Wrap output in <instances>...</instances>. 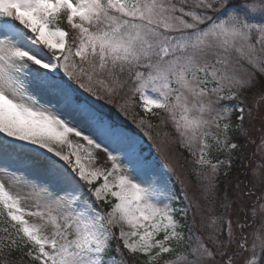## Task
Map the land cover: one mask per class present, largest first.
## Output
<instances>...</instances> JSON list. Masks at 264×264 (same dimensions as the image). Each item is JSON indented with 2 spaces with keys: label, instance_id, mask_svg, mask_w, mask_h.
Returning a JSON list of instances; mask_svg holds the SVG:
<instances>
[{
  "label": "snow or ice",
  "instance_id": "6c2138e0",
  "mask_svg": "<svg viewBox=\"0 0 264 264\" xmlns=\"http://www.w3.org/2000/svg\"><path fill=\"white\" fill-rule=\"evenodd\" d=\"M257 73L264 75V0H0V175L9 181L0 180V257L264 264V236L249 244L246 212L233 220L209 209L201 218L207 237L191 228L186 236L181 221L191 206H174L170 166L149 159L140 137L78 92L110 103L121 97L120 111L142 129L153 127L147 117L165 114L197 175L210 169L211 192L225 161L210 158L209 139L218 152L238 147L230 132L243 129L246 109L243 100L225 102L252 88ZM97 152L110 167L95 166ZM9 162L18 166L10 171ZM186 239L190 251L164 259Z\"/></svg>",
  "mask_w": 264,
  "mask_h": 264
},
{
  "label": "rangeland",
  "instance_id": "374dc122",
  "mask_svg": "<svg viewBox=\"0 0 264 264\" xmlns=\"http://www.w3.org/2000/svg\"><path fill=\"white\" fill-rule=\"evenodd\" d=\"M240 72L242 76L246 75L244 69H241ZM73 87L78 88V86L76 85H73ZM78 92L80 94L81 102L86 97L87 100L91 102V104L96 109H98L102 114H104L105 119L109 120L110 122H113L110 119L112 118L117 123L115 124L113 122L117 127L128 132L130 135L140 137L142 140V150L149 159L154 157L157 160L158 164H167L170 166L171 171L168 173V175L170 177L173 197L176 201L174 206H191L187 219L181 221L183 224L186 225L184 228L186 236L188 234V229L191 228L194 236L196 234H199L201 236H204L205 238L207 237L208 231L202 225L201 218L204 217L205 223L207 222L209 209H212L213 214L215 215L230 216L233 220H235L238 216L241 220H243L246 212L248 216V223L250 225L246 230V235L248 236L249 244L252 243L254 234L257 236H264V210H261L259 207L261 204H264V144L261 143V141L264 140V100H260L261 94L255 93L253 95L254 97L252 105H256V109H258L257 112L252 111L251 119L247 117L246 112L245 117L246 121L248 122H244L243 129H238L241 135V140L244 145L242 144V148L240 149L237 155L234 153V150L230 154L227 151H223V161H225V164L221 166L215 173L214 177L212 178V184L214 185V188L211 192H208L205 190V186L208 183L205 177L212 176L210 169H200V174L197 175L196 182L193 183L190 182V179L188 177L183 175V169L181 167L179 168L178 164L179 157L181 154L179 150L181 148L183 149L181 150H185V153H187L190 157L191 164H193V156L190 155L189 151L185 147H182L180 145L179 138L177 137L174 128L168 121V118L167 116H165V114L162 115L165 120H163L162 118L160 120L159 132L165 133V135L167 136V145L161 144L153 137V135L151 136V139H149V136L145 134V131H143L141 128H135V125H129L131 124L130 122L127 121L129 123L127 124L125 120L117 113V108L119 104H115L112 102L110 103L108 102L107 98L97 99L96 97H92L89 94L84 93L83 90L80 89H78ZM137 102L139 103V101ZM225 103L230 104V101H227ZM235 104L236 103L233 100L232 104L230 105ZM150 117L151 116L147 118ZM165 124H167L168 127L171 129V135L167 133L166 129L162 130V126ZM213 131H215V129H213ZM81 143H83V141H81ZM209 143L215 146L211 139H209ZM237 148H239V146ZM210 154L211 152L209 153V156ZM100 156L103 157L102 160L100 159ZM105 161L106 153L97 152V160L95 166L110 167V162L105 163ZM0 163L3 162L0 161ZM233 164L238 165L239 168L236 171L231 170L229 173H226L224 169L229 168L230 170ZM17 166L18 165L12 162H9L8 165L10 171L16 168ZM223 170L225 171L226 176L229 177H227L226 181L224 182L225 185L221 198L222 209L220 210L219 201L216 202V192L217 185L219 182L218 176L219 173H221ZM17 174L19 175L20 173ZM0 180H4L6 184L9 183L7 177L3 175H0ZM22 191L26 190L22 189ZM179 191L181 193H179ZM185 195L188 198L187 200L184 199ZM102 203L105 204L104 202ZM24 204L25 206H30L31 201H24ZM105 205L108 208L110 207L107 204ZM253 205L256 208L255 217H253L251 207ZM100 208L102 207L100 206ZM113 230L118 233L119 228H115ZM184 246H186V251H190V242L186 239L181 245V247L177 249V253L166 254L164 259H174L178 253L182 252V247ZM233 247H235V245H233ZM241 259H238L236 261V264H241Z\"/></svg>",
  "mask_w": 264,
  "mask_h": 264
},
{
  "label": "trees",
  "instance_id": "16d2710c",
  "mask_svg": "<svg viewBox=\"0 0 264 264\" xmlns=\"http://www.w3.org/2000/svg\"><path fill=\"white\" fill-rule=\"evenodd\" d=\"M62 26L66 27V25H62ZM245 67H247V66H245ZM242 69H244V68H242ZM247 71H251V69L249 68V69H247ZM255 93H259V94L264 93V75H260L258 73L255 76L254 86L252 88H250V89L242 91L240 96L238 97V99L234 100V102L236 104H238L240 102V100H243V105H244V107L246 109L245 113L247 112L249 107L252 108V111L257 112L258 109H256V105L254 103H253L254 105H252L253 97H254L253 95ZM121 102H122L121 97H116L115 99H113L112 103L120 104ZM230 104H232V101H230ZM134 112L136 114H138V115H143V113L141 112V108L140 107L135 108ZM117 113H118L119 116H121L125 120V122L127 124H129L128 122H130L131 124H129V125H132V126L135 125L136 126L135 128L140 129L137 126V124L133 122V119L130 118L131 115H132L131 112L129 113L128 116H126L122 111H120V108L118 107L117 108ZM162 115H163V113H161L160 115L151 116L150 118H148L151 121V123L153 124V127L151 129H142V128L141 129L143 131L149 133L151 136L153 135V137L157 141H159L161 144L167 145L168 144V141L166 140L167 136L165 135V133H160L159 132L160 120H161V118L163 120H165L162 117ZM237 115H238V113L233 111V113H232V121H233L234 125L237 123V121H236V116ZM108 116H110V115H108ZM110 119L112 121H114L112 118H110ZM244 122H248V121H246V118H245ZM165 129H166L167 133L169 135H171V129L168 127L167 124L162 126V130H165ZM230 137H231V142H234V143H236L239 146V148H236V150H234V153L237 155L238 152L240 151V149L242 148L243 142L241 140L240 132L235 126L233 127V129L230 132ZM181 149L179 150V152L181 153L180 157H179V164H178L179 168L181 167L183 169V172H182L183 175L188 177L190 179V182L194 183V182H196V179H197V173L194 170L195 166L193 164H191L190 157L188 156L187 153H185L186 151L185 150L182 151L183 149L182 150ZM223 153H224L223 151H219V152L216 151V146H213L211 154H210V158H212L213 162H215L217 160H223V155H224ZM231 160H232V157H231ZM238 168H239L238 165L233 164L231 166L230 170H229V168L228 169H224V170L226 171V173L227 172L229 173L231 170L232 171H236ZM224 170L222 172L220 171L221 173H219V176H218L219 182H218V185H217V192H216V194H217L216 202L219 201V209L220 210L222 209L221 198H222V193H223L224 185H225L224 182L226 181L227 177H229V176H226V173H225ZM179 193H181V192L179 191ZM99 205L104 210L106 209V206L103 203H99ZM114 243H116V242L114 241ZM186 245H187V243H186ZM185 247L186 246L182 247V252H187ZM5 258L8 261H14L15 264H20V253L19 252H13L10 255L5 253L3 257H0V260H3ZM130 259L132 260V264H141V262L145 259V257L137 255L136 257H131ZM25 264H27V262H25Z\"/></svg>",
  "mask_w": 264,
  "mask_h": 264
},
{
  "label": "bare ground",
  "instance_id": "6f19581e",
  "mask_svg": "<svg viewBox=\"0 0 264 264\" xmlns=\"http://www.w3.org/2000/svg\"><path fill=\"white\" fill-rule=\"evenodd\" d=\"M100 159L102 160V159H103V157H102V156H100Z\"/></svg>",
  "mask_w": 264,
  "mask_h": 264
}]
</instances>
